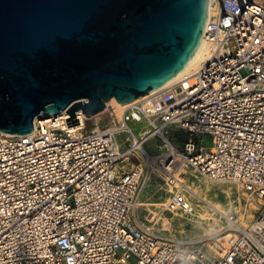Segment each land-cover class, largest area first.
I'll list each match as a JSON object with an SVG mask.
<instances>
[{
    "label": "built area",
    "instance_id": "1",
    "mask_svg": "<svg viewBox=\"0 0 264 264\" xmlns=\"http://www.w3.org/2000/svg\"><path fill=\"white\" fill-rule=\"evenodd\" d=\"M203 37L208 56L166 105H107V123L83 115L81 128L62 110L27 134L0 130V264H264V204L246 227L231 212L226 234L181 237L172 219L197 200L185 184L159 208L140 203L151 175L169 186L193 170L264 198V0H210Z\"/></svg>",
    "mask_w": 264,
    "mask_h": 264
},
{
    "label": "water",
    "instance_id": "2",
    "mask_svg": "<svg viewBox=\"0 0 264 264\" xmlns=\"http://www.w3.org/2000/svg\"><path fill=\"white\" fill-rule=\"evenodd\" d=\"M209 0H0V130L27 134L62 110L90 118L181 72Z\"/></svg>",
    "mask_w": 264,
    "mask_h": 264
},
{
    "label": "rangeland",
    "instance_id": "3",
    "mask_svg": "<svg viewBox=\"0 0 264 264\" xmlns=\"http://www.w3.org/2000/svg\"><path fill=\"white\" fill-rule=\"evenodd\" d=\"M116 113V112H115ZM117 114V113H116ZM112 114L109 112H104L99 115L96 114L95 118H92L91 120H88L86 122V126L90 127L93 122L95 121L99 125H103L107 123V121L111 118ZM145 124V122H129L130 127L132 130L136 133L139 128ZM169 132L174 133L177 130L174 127H170ZM126 134L119 133L117 134V139L121 143V149H124L127 147V144L123 142L124 137ZM212 144V136L210 134H204L201 136V146L203 148H209ZM158 139L155 136L149 137L145 144L144 148L146 152L150 155H157L160 153V149L158 148ZM186 173V171H184ZM183 172V173H184ZM188 174L181 176L179 174L180 179L185 180L188 179L190 175H192L191 171H187ZM157 175H151L150 182L148 183L144 193L143 198L140 201L141 204L147 205L150 208V205H154L155 207L159 208L162 202L165 201L168 197V192L170 191L168 189L169 186L165 185L163 183V180ZM198 183L202 184L204 187H207L208 182L206 181H199ZM189 187L193 191L192 194L197 197L200 196V199L197 198V200L192 201L191 206L187 209L186 212L179 213V216H174L172 219V225L174 227V230L169 232V234L174 236H181V237H190V236H197V235H209L217 232L219 229H221V222H218L216 220V216L214 215L211 206L213 203L215 205H219V207L223 205H230L232 202L233 196L236 194V196H242L243 192L239 188L234 194L227 193L223 194L221 198H217L214 195H209L208 203L202 200L201 198H205L207 196L206 191L203 190H197L195 188V185L189 184ZM173 193L172 191H170ZM196 192V193H195ZM252 196H257L254 193H251ZM245 198L243 200V203H245ZM249 207V205H247ZM152 207V206H151ZM260 208V205H258L256 208L250 210L252 213V217L247 220V222L243 225V227H246L251 221L255 220L258 216L257 210ZM235 213L236 217L237 215H240L241 217L247 216L246 214L249 213L248 211L245 212L244 206L242 204H237L233 210L230 211V213ZM238 222V221H237ZM239 223V222H238Z\"/></svg>",
    "mask_w": 264,
    "mask_h": 264
},
{
    "label": "bare ground",
    "instance_id": "4",
    "mask_svg": "<svg viewBox=\"0 0 264 264\" xmlns=\"http://www.w3.org/2000/svg\"><path fill=\"white\" fill-rule=\"evenodd\" d=\"M209 2H210V0H209ZM207 56H208V44L206 43V41L204 40V37H203L201 42H200L199 47L197 48V50L192 55L187 66L181 72H179L174 77H172L170 80H168L166 83L161 85L158 89L152 90V91H150V92H148L142 96H139L137 99L140 100V99L155 98V100L159 102L160 106L168 104L171 100H173V98L180 96L181 93L177 90V87H179L180 81L183 78L192 75L200 67L202 61ZM131 103H133V102L122 103L117 107L112 106V108L117 113V115H120L122 113V111L125 108H127ZM99 113H101V112H99ZM61 114H65V113L62 112ZM39 116H47V113L40 112L35 117H39ZM82 116H83V114L80 115L81 120L78 122V124L72 125L73 128L74 127L75 128H81L83 126V117ZM132 159L134 162L139 161V159L136 155H134L132 157ZM184 171L185 170L182 169V171H180V173L184 172ZM191 173H192V175H190L189 178L185 179V180L180 179L179 174L175 173L174 184H169L168 189L172 192H175V190H177V186H180L178 184L183 183L189 188L190 192H193L191 190V188L189 187V184L191 183V184L195 185V188L197 190H201V191L205 190L206 191L207 196H205V198L203 197L201 199L207 203L209 200L208 194L209 195L212 194L217 198H221V196L223 194H227V193L234 194L239 188L243 192L242 196H236V194H235L233 196V198L231 199L232 202L230 205L225 206L222 204V206L219 207V205H215V203H213V205L211 206V209H212L214 215L216 216V220L218 222H221V224H222L221 229H219L217 232H215L213 234H209V235H200L199 234V235H197V237H211V236L220 237V236L226 234L227 232H224V230L228 226V222H227L225 215L230 213V211L233 210L237 204H242L244 206L245 212H247V211L249 212L246 214L247 216H245V217H241L240 215H237L238 217L236 218V221L239 222L238 224L240 226H243L247 222V220L252 217V213L250 212V210L256 208L258 205L264 204V198H262L260 195L252 196L250 191L243 188L242 185L236 181L210 180L206 176H204L201 173H198L195 170L191 171ZM199 181L208 182V184H207L208 186L204 187L202 184L198 183ZM197 198L200 199V196ZM244 198L246 201L245 203H243ZM247 205H249V207Z\"/></svg>",
    "mask_w": 264,
    "mask_h": 264
},
{
    "label": "crops",
    "instance_id": "5",
    "mask_svg": "<svg viewBox=\"0 0 264 264\" xmlns=\"http://www.w3.org/2000/svg\"><path fill=\"white\" fill-rule=\"evenodd\" d=\"M195 236V235H194Z\"/></svg>",
    "mask_w": 264,
    "mask_h": 264
}]
</instances>
